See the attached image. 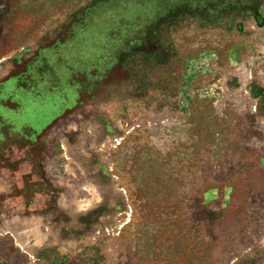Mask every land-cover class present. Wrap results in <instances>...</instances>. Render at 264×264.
<instances>
[{
  "label": "rangeland",
  "instance_id": "1",
  "mask_svg": "<svg viewBox=\"0 0 264 264\" xmlns=\"http://www.w3.org/2000/svg\"><path fill=\"white\" fill-rule=\"evenodd\" d=\"M0 264H264V0H0Z\"/></svg>",
  "mask_w": 264,
  "mask_h": 264
},
{
  "label": "crops",
  "instance_id": "2",
  "mask_svg": "<svg viewBox=\"0 0 264 264\" xmlns=\"http://www.w3.org/2000/svg\"><path fill=\"white\" fill-rule=\"evenodd\" d=\"M63 59H67L65 56H64V53H63ZM46 80L47 79H43L42 81H40V82H35V87H34V89H38L39 91L41 90L46 96L45 97H47L48 96V87H47V84H46ZM45 87H47V88H45ZM20 91H22V90H20ZM31 96V95H30ZM51 97V100H52V98H55V99H58L57 97H54V96H50ZM52 102H53V100H52ZM54 103V102H53ZM23 107H24V104L22 103V107H21V109H20V111H18L19 112V116H20V121H29L28 119H26L25 118V116H24V111H22L23 110ZM39 112H43V110H39ZM38 114H41V113H38V111H37V113H35V115L37 116ZM39 116V115H38Z\"/></svg>",
  "mask_w": 264,
  "mask_h": 264
}]
</instances>
